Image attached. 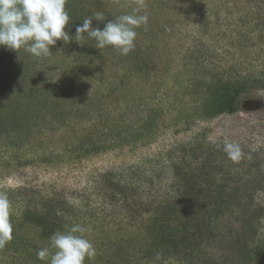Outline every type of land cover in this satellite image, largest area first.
Masks as SVG:
<instances>
[{
	"label": "rangeland",
	"instance_id": "obj_1",
	"mask_svg": "<svg viewBox=\"0 0 264 264\" xmlns=\"http://www.w3.org/2000/svg\"><path fill=\"white\" fill-rule=\"evenodd\" d=\"M145 3L149 22L147 28L141 26L136 29L135 43L149 46L147 50L151 58L147 76L138 73L134 77L131 94L124 90L106 96L98 64L90 67L82 63L74 70L76 60L82 54L97 55L99 52L105 60V49L109 52L106 60L110 63L121 61L122 55L117 51L111 47L100 50L95 47L94 40L87 46L73 40L67 44L59 40L56 45L50 46L52 54L49 57L38 58L39 62L46 61V66L45 63L42 67L38 65L37 69L45 73L40 76L38 84H57L63 76L76 80L69 89V95H65L60 103L65 126L60 128L57 124L53 130L34 131L36 139L43 141L40 154L13 143H10L12 148L5 152V140L0 139V193L3 189L17 187L34 190L38 205L42 199L56 198L61 207L57 205L61 209L60 215L64 216L60 218L65 223V231L88 220V231L84 235L95 246L96 256L86 264L121 263L120 258L116 260L119 257L117 243L130 253L125 256L123 264H264V254L256 256L253 252L251 260L243 256L247 251L250 253V248L264 246V216L259 220L258 233L248 239L238 240L236 229L233 225L232 230L227 227L229 220L224 219L217 228L218 240H204L195 250L184 249L186 255L183 256L172 255L162 250L164 241L136 234L146 238L139 242V238L130 233L133 225L118 224V214L114 210L116 205L109 195H104L109 188L106 178L108 181L111 174L114 176L111 181L121 179L122 183L132 184L141 183L144 175L145 178H154L161 170L168 150L196 139L212 143L217 148L223 147L226 140L238 143L242 154H250L246 158L248 163H240L241 167L237 165L238 172L254 177L256 182L264 179V88L245 94L246 102L234 113L198 119L191 115L193 100L173 76L196 62L211 67L214 63L226 65L230 60L236 63L237 68L250 71L253 75L259 73L264 79V0H145ZM84 4L87 9L85 18L102 12L107 23L115 16L130 13L136 0H85ZM98 22L93 19V28L98 27ZM248 26L254 30L251 31ZM67 32L71 37V32L74 34L73 29ZM4 52H0V56L7 58L11 55L7 47ZM88 61L98 63L100 59L88 57ZM119 65V71L123 72V63ZM45 76L50 79L48 83L44 80ZM133 98L139 101L134 104ZM184 102L192 110L186 107V112ZM137 104L141 109L148 106L150 112H157L158 125L151 139L133 136L129 143L115 144L88 156L76 151L85 141L87 131L91 132L93 122L99 127L137 122L134 118L140 111ZM81 105L90 108V112H81ZM90 117L94 121H90ZM140 123L137 122L138 125ZM131 127L135 129L137 126L134 124ZM252 171H257L259 175L250 174ZM256 186L260 189L255 191L256 202L264 206V184ZM147 188L142 183L138 196L144 191L145 199L158 194L166 198L162 193L170 191L166 184H155L150 190ZM10 211L16 213H11V216L17 220L24 208L10 207ZM13 229L16 230L13 242L19 247L24 236L30 239L35 235L23 220L13 225ZM47 242L43 248L49 247ZM30 243L28 240L21 251H14L13 244L10 248L6 245L0 248V264H48L37 258L40 249ZM140 244L150 255L133 253ZM175 257L183 259L178 261Z\"/></svg>",
	"mask_w": 264,
	"mask_h": 264
},
{
	"label": "trees",
	"instance_id": "obj_2",
	"mask_svg": "<svg viewBox=\"0 0 264 264\" xmlns=\"http://www.w3.org/2000/svg\"><path fill=\"white\" fill-rule=\"evenodd\" d=\"M84 3L85 0H67L66 3L70 22L65 31L74 30V34L71 32L73 41H75L76 26L83 23L87 13ZM223 3L225 4L224 1ZM97 24L100 29H103L106 23L99 21ZM248 28L252 27L248 26ZM253 30L252 28L251 31ZM91 40L85 34L83 45H91ZM137 43H135V50L127 56H122L121 61L116 60L110 63L106 60L109 54L106 49L105 60L99 52L97 55L82 54L76 60L77 65L74 70L82 63L90 67L98 64L99 72L105 76L101 75L102 81L105 82L106 96L112 95V92L124 90L131 94L134 77L138 73L147 76L146 71L151 58L147 50L149 46L146 47L144 44L138 46ZM0 47V52L5 53L6 46ZM95 56L100 59L98 63L88 61V57L95 58ZM227 62L226 65L214 63L215 65L211 64V67L204 65L203 62H196L173 75L174 80L180 82L181 87L193 100L191 114L193 117L211 119L223 113H234L246 102L245 94L257 88H264V79L259 73L253 75L250 71L248 73L237 68L235 62L230 60L231 64ZM44 63L46 66V61L39 62L38 58L23 49L19 52L11 50V55L7 58L0 56V139L5 140V152L12 148L10 143H13L39 153L43 141L36 139L34 131L53 130L57 124L60 128L65 126L66 120L60 103L65 95L66 97L69 95V89L76 80L74 77L67 79L63 76L57 84H38L40 76H44L45 73L37 68L39 64L42 67ZM119 63H123V72L119 71ZM44 80L47 82L50 79L45 76ZM138 101L133 98L134 104ZM184 105L185 108L192 110L185 102ZM139 106L140 104H137V109L140 111L134 115V118L141 123L140 125L135 121L131 123L137 126L135 129H132L131 124L116 123L114 126L99 127L93 122L91 132L87 131L84 136L85 141H82L79 149L75 147L76 151H81V154L88 156L111 148L115 144L129 143L133 136L151 139L158 125L157 112H150L148 106L142 109ZM187 108L186 112H188ZM79 110L83 113L90 112V108H86V105H81ZM89 119L94 121L92 117ZM126 128L131 130L128 131ZM107 143L109 145H106ZM249 155L244 153L238 162H233L227 157L223 147L217 148L212 143L196 139L194 142L176 145L168 150L165 162L162 163L161 170L154 178H145L144 175L145 179L142 178L141 183L132 184L122 183L121 179L111 181V177H114L111 174L108 181L106 178L109 188L104 195H109L116 205L114 210L118 214V224L123 223L127 227L133 225L131 227L133 232L130 231V233L139 238V242L145 241L146 238L136 234L164 241L162 250L165 254L183 256L186 255L184 249L195 250L204 240H218L217 228L224 219L229 220L226 226L231 230L232 225L234 226L238 240L248 239L258 233L259 220L264 216V206L257 203L255 199V191L260 190L256 185L259 183L263 186L264 179L256 182L254 177L238 172L237 165L241 167L240 163H248L246 158ZM250 174L259 175L257 171H252ZM142 183L148 187V190L155 184L159 186L166 184L170 191L162 193L167 196L166 198H161L158 194L145 199L144 191L138 196ZM1 192L8 196L11 207H18L19 210L24 208L21 218L14 220L12 216L10 217L12 224L15 226L17 222L23 220L35 232L34 237L30 239L24 236L20 247L13 242L15 239H12L6 244L7 248L13 244L14 251H21L29 240L33 247L41 249L48 239L47 244L50 243V237L55 232L65 231V223L60 218L61 207L56 202V198L42 199L38 205L39 202L34 198L36 193L34 190L17 187L3 189ZM228 213L229 216H227ZM81 225L88 227V220L83 221ZM13 232L16 234V230ZM231 233L233 234L232 231ZM117 245L119 257L116 260L120 258L119 264H123L125 256H129L130 253L121 243ZM143 246L140 244L137 248L134 247L136 249L133 253L145 252L150 255L148 250H143L145 248ZM250 249V253L247 251V254L243 255L248 256L249 260L253 259V252L256 256L264 254V246ZM168 256L171 257V255ZM175 259L182 261L183 258L175 257Z\"/></svg>",
	"mask_w": 264,
	"mask_h": 264
},
{
	"label": "clouds",
	"instance_id": "obj_3",
	"mask_svg": "<svg viewBox=\"0 0 264 264\" xmlns=\"http://www.w3.org/2000/svg\"><path fill=\"white\" fill-rule=\"evenodd\" d=\"M67 0H0V46L19 52L23 49L36 58L52 54L50 46L63 40L67 44L73 39L65 31L70 22L66 9ZM93 19L104 21L102 12H95L83 19L75 28V41L83 45L86 37L95 41V47L103 50L111 47L122 56L135 48L136 29L147 28L149 16L145 0H136L130 13L115 16L103 29L93 28ZM223 151L233 162H238L242 149L238 143L225 141ZM10 201L0 193V248L13 239ZM87 228L80 224L57 231L50 237L49 247L41 248L37 258L48 264H86L94 260L96 249L85 237Z\"/></svg>",
	"mask_w": 264,
	"mask_h": 264
}]
</instances>
